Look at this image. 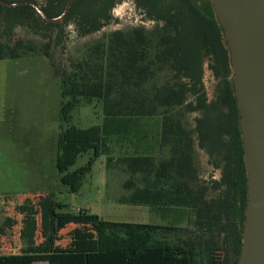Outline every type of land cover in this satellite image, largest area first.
Instances as JSON below:
<instances>
[{"label": "trees", "instance_id": "1", "mask_svg": "<svg viewBox=\"0 0 264 264\" xmlns=\"http://www.w3.org/2000/svg\"><path fill=\"white\" fill-rule=\"evenodd\" d=\"M69 1H0V32L6 37L2 41L0 34V61L44 56L59 79L56 167L61 183L79 193L99 158L107 155L108 169L130 176L123 186L133 190L131 204L187 216L192 228L111 223L87 209L66 212L49 195L36 206L27 200L17 208L26 248L0 255V264H238L248 201L244 145L229 51L211 2L76 0L67 17L55 23L32 5L5 4L35 3L56 19ZM126 1L153 28L119 29L94 39L115 21V8ZM70 27L79 41H89L62 64L56 51ZM18 29L45 43L13 41ZM207 65L217 81L212 101L204 83ZM190 97L194 100L189 102ZM85 105L94 106L101 125L83 129L73 124L74 112ZM192 113L201 114L194 129L187 121ZM196 136L200 148L222 166L221 181L213 187L223 190L217 199H207L209 188L200 184ZM89 153L87 164L71 171ZM70 226H76L72 233L78 241L61 247L60 234ZM88 233L96 234L93 245L83 241Z\"/></svg>", "mask_w": 264, "mask_h": 264}, {"label": "rangeland", "instance_id": "2", "mask_svg": "<svg viewBox=\"0 0 264 264\" xmlns=\"http://www.w3.org/2000/svg\"><path fill=\"white\" fill-rule=\"evenodd\" d=\"M113 17L115 21L94 39L119 29L128 30L141 25L152 29L154 26L145 20L142 12L131 1L118 5ZM72 31V27L67 29L63 47L60 46L56 51L57 60L62 64H68L69 57L74 56L77 47L89 41V38L79 41ZM5 38L2 34V41H6ZM11 39L33 41L41 46L45 43L40 37L20 29L16 30ZM204 83L209 99L214 100L217 81L207 66ZM192 100L194 98L190 97L189 102ZM4 101L5 108L0 105V255L20 254L26 248L21 237L23 217L17 208L27 200L36 206L49 195H54L65 206L66 212L87 209L111 223L149 224L171 229L192 228L187 216L179 213L170 215L156 212L154 207L131 204L129 198L133 190H127L123 186L130 176L121 170L108 169L107 155L99 158L79 193L70 192L61 183L56 167L61 89L59 79L54 75L47 58L30 56L19 61H0V102ZM200 116V113L188 114L187 121L191 129H194L195 120ZM73 124L86 129L101 125L102 122L94 106L85 105L74 112ZM194 141L200 184L209 188L207 199H217L223 194V190L216 191L213 187L214 183L221 181L222 166L218 168L207 152L200 148L197 136ZM91 156L92 153L81 156L71 171L85 166ZM75 229L76 226H70L61 232V247L78 241L77 236L72 233ZM169 233L177 234L174 231ZM221 239L222 237L217 240ZM41 241L42 237L38 232L36 242ZM83 241L93 245L96 234L88 233Z\"/></svg>", "mask_w": 264, "mask_h": 264}, {"label": "water", "instance_id": "3", "mask_svg": "<svg viewBox=\"0 0 264 264\" xmlns=\"http://www.w3.org/2000/svg\"><path fill=\"white\" fill-rule=\"evenodd\" d=\"M75 1L70 0L56 19L35 3H3L32 5L46 21L55 23L67 17ZM209 1L229 51L244 145L248 201L238 264H264V0Z\"/></svg>", "mask_w": 264, "mask_h": 264}, {"label": "crops", "instance_id": "4", "mask_svg": "<svg viewBox=\"0 0 264 264\" xmlns=\"http://www.w3.org/2000/svg\"><path fill=\"white\" fill-rule=\"evenodd\" d=\"M5 104V101L4 102H0V105L2 108H5L3 105ZM2 116L4 117V114H2Z\"/></svg>", "mask_w": 264, "mask_h": 264}, {"label": "flooded vegetation", "instance_id": "5", "mask_svg": "<svg viewBox=\"0 0 264 264\" xmlns=\"http://www.w3.org/2000/svg\"><path fill=\"white\" fill-rule=\"evenodd\" d=\"M207 67H208V65H207ZM208 69H209V67H208ZM210 70V69H209ZM211 71V70H210ZM212 72V71H211ZM213 73V72H212ZM214 76V75H213Z\"/></svg>", "mask_w": 264, "mask_h": 264}]
</instances>
